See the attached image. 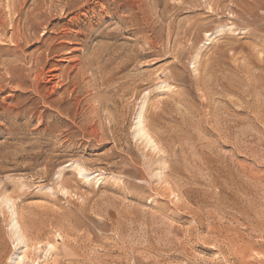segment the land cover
Here are the masks:
<instances>
[{"label": "rangeland", "instance_id": "obj_1", "mask_svg": "<svg viewBox=\"0 0 264 264\" xmlns=\"http://www.w3.org/2000/svg\"><path fill=\"white\" fill-rule=\"evenodd\" d=\"M124 1L102 0L107 12L95 7L76 29L90 34L72 36L86 67L114 46L104 84L108 55L73 94L0 70V264L26 249L35 264H264V0H142L141 36L121 28ZM12 2L0 0V67L14 48ZM110 97L115 108L85 127ZM145 104L157 150L136 137Z\"/></svg>", "mask_w": 264, "mask_h": 264}, {"label": "bare ground", "instance_id": "obj_2", "mask_svg": "<svg viewBox=\"0 0 264 264\" xmlns=\"http://www.w3.org/2000/svg\"><path fill=\"white\" fill-rule=\"evenodd\" d=\"M101 1L102 0H96V4L95 5L92 4L91 7H93V9H94L95 7L101 6L102 7V11L100 10L101 13H106L107 9L105 8V5L101 4ZM89 3H84V4L80 5V4L76 3L75 1H70V0H17V2H12V4L10 5V15H11L10 26H11V28L9 29L11 31H10L9 37L7 35V38L5 37L4 39H6L8 41V43L13 44L14 48L11 49V51L13 52L12 58L9 60L2 61L1 62L2 67H0V70H3L4 73H6V75L7 74L8 75H14V74H16V72H19V73L26 72V76H29L30 78L33 79V84H32L33 86H34V82H35V86H37L39 84H43L45 86H48L49 87L48 88L49 89L48 90L49 95L58 94L57 93L58 91L60 93H63V94H65V93L73 94V93L78 91V89L81 87V84L85 83L84 82L85 80L90 79L87 76V73L90 70L91 63H93V61H94L96 65H99L100 64L99 59L101 60V57L108 55L111 58L108 60L107 64H105V66L99 65L100 68L105 67L100 72V74L104 77L102 80V83L104 84V82L106 80H108V78L110 77V74H111V72L108 73L107 71L109 69V66L112 65V61H111L112 57L116 54L115 48L113 49L114 46L108 45V47H103V51L100 53V55L96 56L95 60H94L95 56L93 58H91L90 60H88V62H89L88 67H86V62L84 60V56L87 57V54H85L88 50L87 47L85 48V46H83V48H72V46L75 45L72 36L74 37V35H76V36L83 37V36H87L90 34V32L87 29L86 30H76V29H78V24H79V21L81 20V18H83V17L88 18V16L94 12L93 9L90 8ZM141 3H142V0H130V1L125 0L123 5H122V7L124 9L123 15L124 14H128V15H126L125 17L121 16V18L119 19V22L122 25L121 28L124 29V28H128V27H133L134 36H141L143 33V31L140 28L139 20H138V18H136L137 16H139V12H140L141 7H142ZM71 11H73V12H71ZM57 19H60L62 23H63V21H66V23L62 24V23L58 22V24H53V21H55ZM39 31H42L41 37L38 36ZM192 31H193V28H188L186 30L185 34L189 37V35L191 34ZM112 34H114V33L113 32L106 33V35H109V36ZM213 35H209V36L212 37ZM35 44H38L40 46L37 47L34 51H29V49H31V47L33 48ZM55 49H57V50H55ZM66 49L70 50V52H68V54L71 55V58H69L70 60H67L65 57H62V58H64V59H62L61 56L59 55L60 51H63ZM5 50H7V49H5ZM81 52H84L83 56L74 55L75 53L80 54ZM128 59H129V57H127L126 61H128ZM122 60H123V58H122ZM64 61L65 62L69 61L68 64H70V63L71 64L68 66H64V64L61 63ZM103 73H104V75H103ZM2 77H4V76L0 75V79H2ZM21 84L23 85V83H21ZM21 84H19L18 87H20ZM12 93H14V92H12ZM37 93L39 96H41V92L39 90V87L37 88ZM72 100H74V99H72ZM114 103H115V100L110 97V98L106 99L104 101V103H102L101 105L96 106V108H94V110L92 111V116L90 118L84 119V123H83L84 126L87 128H90V125H91L90 122L92 120H95V121L100 120L101 109L105 108V109H107V111L109 110V107H112L111 109H114L116 106V105H114ZM145 103H147V102H145ZM146 106L147 105L145 104L142 107V109L139 113L138 121L136 122L137 123L136 131H135L136 137H139L141 140H143L151 148L157 150L159 148L158 143L156 142L155 138L150 133L149 128H148V124L146 121V116H145L146 110H147ZM64 109H65V111H69V112L71 111L69 108H64ZM69 112H67L68 115L70 114ZM108 115L111 118V125L113 126L112 132L115 135V137H117V134L119 131L118 130V128H119L118 117L116 116L117 113L116 112L113 113L112 111H109ZM99 124H100V122H99ZM93 128L94 129L91 128V130H89L90 136L96 137V136H99L103 133V131H102L103 125L101 127L96 125V127H93ZM70 167H72V166H70ZM78 167H80V166H78ZM73 169H74V165H73ZM78 171L80 174L84 171V169L82 170V169L78 168ZM4 199L6 200V198H4ZM5 200H4V202H5ZM10 214H11V218H10L11 224L10 225H11V230L13 232V236H14V238H16L17 243H19V246L21 244L22 248H27L29 246L27 244L28 239L26 240V237H25L26 233H24L25 231H24L23 226L19 220V214H18L15 206L10 208ZM211 233L215 234V231L211 230ZM217 237L219 238V240H218V243H219L220 237L219 236H217ZM222 238L223 237H221V239ZM48 246H49L48 252H51L54 249V246L53 245H48ZM27 250L28 249H26V251ZM26 251L23 250V252H22L23 255L18 254L17 261H14L15 264H35L34 262L33 263L31 262L32 260L31 261L29 260V258L27 256L28 253L26 254ZM2 258H3V243H2V241H0V261Z\"/></svg>", "mask_w": 264, "mask_h": 264}]
</instances>
